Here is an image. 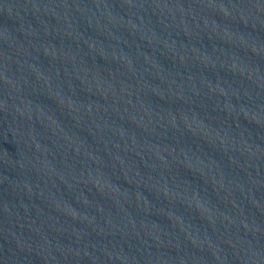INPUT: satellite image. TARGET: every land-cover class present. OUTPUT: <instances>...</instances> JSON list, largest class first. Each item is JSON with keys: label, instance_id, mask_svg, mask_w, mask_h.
Wrapping results in <instances>:
<instances>
[{"label": "water", "instance_id": "obj_1", "mask_svg": "<svg viewBox=\"0 0 264 264\" xmlns=\"http://www.w3.org/2000/svg\"><path fill=\"white\" fill-rule=\"evenodd\" d=\"M0 264H264V0H0Z\"/></svg>", "mask_w": 264, "mask_h": 264}]
</instances>
